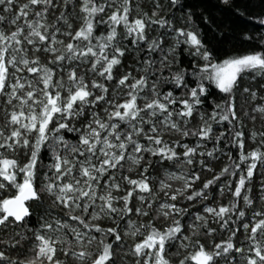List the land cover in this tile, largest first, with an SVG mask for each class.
I'll return each instance as SVG.
<instances>
[{
	"label": "snow or ice",
	"instance_id": "6c2138e0",
	"mask_svg": "<svg viewBox=\"0 0 264 264\" xmlns=\"http://www.w3.org/2000/svg\"><path fill=\"white\" fill-rule=\"evenodd\" d=\"M233 18L264 0H0V264H264V32Z\"/></svg>",
	"mask_w": 264,
	"mask_h": 264
},
{
	"label": "trees",
	"instance_id": "16d2710c",
	"mask_svg": "<svg viewBox=\"0 0 264 264\" xmlns=\"http://www.w3.org/2000/svg\"><path fill=\"white\" fill-rule=\"evenodd\" d=\"M258 10V9H257ZM219 14V13H218ZM225 16H228L229 14L227 12L224 13ZM234 19V22L239 25V26H246V27H249V28H254V31L256 32H264V27H260V26H255L254 27V24L252 22H248V21H245L244 19L242 18H233ZM231 45H229L230 47ZM247 47V46H245Z\"/></svg>",
	"mask_w": 264,
	"mask_h": 264
}]
</instances>
